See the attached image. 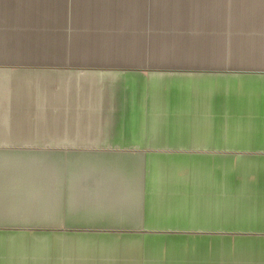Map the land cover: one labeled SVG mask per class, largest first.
<instances>
[{
    "label": "crops",
    "instance_id": "crops-1",
    "mask_svg": "<svg viewBox=\"0 0 264 264\" xmlns=\"http://www.w3.org/2000/svg\"><path fill=\"white\" fill-rule=\"evenodd\" d=\"M241 220L264 264V0H0V264H236Z\"/></svg>",
    "mask_w": 264,
    "mask_h": 264
},
{
    "label": "rangeland",
    "instance_id": "rangeland-1",
    "mask_svg": "<svg viewBox=\"0 0 264 264\" xmlns=\"http://www.w3.org/2000/svg\"><path fill=\"white\" fill-rule=\"evenodd\" d=\"M236 169H237V189L236 198L237 203L246 200L250 205L257 203L258 190L254 188H248V181L255 180L259 177V157L254 156H237L236 157ZM243 181V182H241ZM249 225L252 224V228L246 226L244 222L237 221V229L235 234V249H236V264H252L259 260L258 246H259V230H256V224L258 222H245Z\"/></svg>",
    "mask_w": 264,
    "mask_h": 264
}]
</instances>
